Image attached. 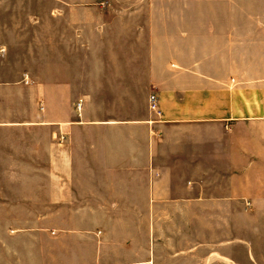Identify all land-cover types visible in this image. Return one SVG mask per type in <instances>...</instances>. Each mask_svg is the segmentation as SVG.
<instances>
[{
    "label": "crops",
    "instance_id": "1",
    "mask_svg": "<svg viewBox=\"0 0 264 264\" xmlns=\"http://www.w3.org/2000/svg\"><path fill=\"white\" fill-rule=\"evenodd\" d=\"M102 5L0 0V104L9 86L26 107L0 119V215L54 221L60 241L44 245V264H242L221 219L229 202H264L256 21L189 18L133 36L114 31L148 14ZM180 219L193 225L181 231Z\"/></svg>",
    "mask_w": 264,
    "mask_h": 264
},
{
    "label": "rangeland",
    "instance_id": "2",
    "mask_svg": "<svg viewBox=\"0 0 264 264\" xmlns=\"http://www.w3.org/2000/svg\"><path fill=\"white\" fill-rule=\"evenodd\" d=\"M52 1V0H49ZM81 1L89 5H102V2H109L116 9H123L125 6L132 7V11L138 10L146 12L149 17V24L143 27L137 25L123 26L121 25L114 33H128L131 35L142 34H171L177 27L171 25V22L180 21L183 23L185 19H194L197 23L203 18L211 19L213 24L220 19H244L243 28L245 30L250 27V19L256 21L261 34L264 37V0H68ZM38 9V13L42 14L43 10ZM164 24H158L159 21ZM187 21V20H186ZM157 23V24H155ZM168 23V24H166ZM20 31L28 27H13ZM33 29L35 34L42 35L44 27L35 25L29 27ZM182 28V26H181ZM90 32L85 27V32ZM74 33V31H71ZM43 45V42L37 41ZM4 97L0 104V119H10L20 115L26 107L18 106L13 98L14 95L21 94L18 91L14 93V89L9 86L2 88ZM86 92V91H83ZM101 96H105L111 91H98ZM141 90H132V109L141 108ZM8 94V95H6ZM78 103L77 108H79ZM108 108V107H103ZM22 113V114H23ZM2 187H0L1 195ZM242 210V212H240ZM193 225L194 219H180L179 229L181 231L184 225ZM212 222L214 218L210 219ZM164 226H173L176 229L177 219H162ZM185 221L184 223H182ZM209 218H195L197 225H204ZM54 221L48 217L44 219L43 214L38 212L37 216H20L16 218H6L0 215V264H44L46 243H52L53 247L58 246L60 241L59 235L50 231V225ZM222 224L226 225L228 236V257L237 260L242 264H264V202L245 203L243 206L229 202L227 219H221ZM188 227V228H189ZM224 234V233H223ZM182 240V235L179 236ZM200 239L207 240V237L200 235ZM189 245L186 240L184 245ZM223 250V249H222ZM205 250H199L198 254L203 255ZM223 252V251H222ZM188 254H184L187 256Z\"/></svg>",
    "mask_w": 264,
    "mask_h": 264
},
{
    "label": "built area",
    "instance_id": "3",
    "mask_svg": "<svg viewBox=\"0 0 264 264\" xmlns=\"http://www.w3.org/2000/svg\"><path fill=\"white\" fill-rule=\"evenodd\" d=\"M151 108L154 110L158 109V103H157V98L155 95L151 96Z\"/></svg>",
    "mask_w": 264,
    "mask_h": 264
}]
</instances>
